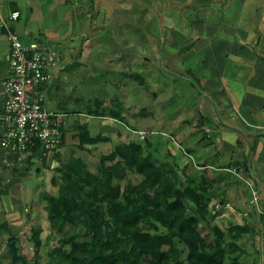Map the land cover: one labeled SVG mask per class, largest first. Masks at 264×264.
<instances>
[{"label": "crops", "instance_id": "0c3cea01", "mask_svg": "<svg viewBox=\"0 0 264 264\" xmlns=\"http://www.w3.org/2000/svg\"><path fill=\"white\" fill-rule=\"evenodd\" d=\"M15 12L19 16L13 20ZM9 30L24 45L41 43L57 57L43 86L46 107L53 91L75 89L79 97L62 105L57 113L71 118L72 128L86 124L92 136L108 139L87 147L90 151H84V156L88 162L110 152L93 154L105 143L111 150L118 142L143 143L156 132L147 134L128 124L131 118L144 116L152 121L161 114L156 106L153 111L131 112L127 90L130 76L137 74L135 68L160 67L164 74L200 86L196 89L205 95L210 116L200 114V123L194 113L196 102L180 103L175 107L179 115L170 127L176 137L181 129L186 130L183 137L205 132L203 140L217 149L211 153L196 141L182 149L174 136L180 150H168L179 171L189 167L183 157L190 151L201 152L200 162L191 167L203 171L206 187L216 197L219 206L214 225L223 231L247 227L236 240L243 251L240 264H264V0H0V114L4 81L10 73ZM228 59L233 61L232 70L250 71L246 86H225V77L233 79L232 73L226 75ZM108 85L122 105L121 119L92 116L87 114L88 107L81 108V88L90 87L94 89L93 105L100 101L102 107L109 106L113 98L107 92L96 95L100 92L97 87ZM63 133L64 142L57 151L44 157L29 153L19 163L15 154L0 144V251L7 252L6 244L13 236L27 264L28 255H33L29 242L32 229L41 228L42 244L50 234L41 197L57 192L55 157L68 147L64 129ZM188 174H194L191 168Z\"/></svg>", "mask_w": 264, "mask_h": 264}, {"label": "trees", "instance_id": "16d2710c", "mask_svg": "<svg viewBox=\"0 0 264 264\" xmlns=\"http://www.w3.org/2000/svg\"><path fill=\"white\" fill-rule=\"evenodd\" d=\"M97 102L94 109L88 107L87 114L122 118L124 111L116 98L107 107ZM75 130L76 149L81 152L108 141L92 136L86 124ZM63 142L61 129L58 148ZM154 154L148 139L118 142L99 157L97 170L91 171L80 156L56 153L57 192L41 197L50 234L42 244L41 228L32 229V261L38 264L46 245L49 264H240L243 251L236 240L247 227L223 231L211 225L213 240L206 245L199 222L211 224L219 205L206 187L205 174L194 167V174H188L186 166L179 171ZM130 176L138 182L131 183ZM52 183L56 184L55 179ZM55 239L58 245L51 246ZM14 240L9 237L10 242Z\"/></svg>", "mask_w": 264, "mask_h": 264}, {"label": "rangeland", "instance_id": "374dc122", "mask_svg": "<svg viewBox=\"0 0 264 264\" xmlns=\"http://www.w3.org/2000/svg\"><path fill=\"white\" fill-rule=\"evenodd\" d=\"M227 65V71L226 75H231L233 74V79L228 80L227 77H225L226 82L224 83L225 86H229L227 84L233 83V85H240L242 84L243 86H246L248 80L250 79V71H244L240 70L238 68H235L236 70H232V65L233 61L231 59H228L226 61ZM137 73V78L135 79H130L129 85H128V90H127V95L129 98L128 105L131 108V112H137L139 110L145 109L146 111H153L155 109V106L157 108V112L161 113L158 114L157 117H155L154 120L147 119L145 120L144 116H140L136 118H131V121L129 119L128 124L130 128L134 130H143L147 134H151V131H156L155 134L153 135H148L147 138L150 140L152 147L154 148V151L156 150V154H154L155 157H157V160L161 162L165 161H170L171 163L174 164V156H171L169 150L171 152H174V149H176L179 152V147L182 149H185L190 146H192V142L195 143L199 142L198 144L202 146V148H208L211 153L216 151L217 147L215 148L212 146V143L208 140H203V137H205V132L203 133L202 131L196 132L194 131L191 135H187V137H183L184 131L181 129L179 133V136L176 137L174 135V130L170 127L172 123H174V117L178 116L179 114L176 112L175 107L179 106L180 103H190L193 104L196 102L195 107H198V112L199 115H206L210 116L209 110L206 107L207 106V101L205 99V95L201 92V90L196 87L198 86H193L189 84L187 79H182L180 76H170L168 74H164L160 67H147V68H135L133 71ZM205 78V77H204ZM207 78V77H206ZM96 84V82L90 83L91 87H93ZM232 86V85H231ZM81 88V91L83 92V97L81 100V108H87L90 107L91 109H94L93 105V100H94V89L92 88ZM185 90H181L183 88ZM187 87H195L194 89H189ZM240 87V86H239ZM100 89L99 94L96 95H105L106 93V87L102 89V87H97ZM176 88V90H175ZM178 88V89H177ZM85 90V91H84ZM183 91L182 93L184 94V97L180 95V91ZM194 93V94H193ZM93 94V95H92ZM185 94H188L189 96L186 97ZM79 97L78 92L73 89L72 91L69 90V87H62L61 90L58 92L53 91L52 96H50L47 100V108L53 112H60L61 111V106L68 104V102L71 103L72 98L74 97ZM157 99V100H155ZM199 100H202L200 103V111H199ZM144 110V111H145ZM195 113V112H194ZM163 116L164 118H161ZM79 119H82L81 117ZM199 119V118H198ZM72 119L68 117L63 123V129L65 130V134L67 137V144L68 147H66L63 151L62 154L68 153V155H76L80 156L87 164L88 167L92 171H96L99 165V156H97L96 159L92 160L89 159V162L86 157L84 156V152H81L80 150L76 149V144L77 140L75 137H73L72 133H75L76 130L70 126V123ZM73 123V122H72ZM71 123V125H72ZM72 128L70 131V127ZM164 134V135H163ZM172 134V138H169V135ZM174 136L176 143L179 144L177 147L176 144H174ZM146 138V139H147ZM145 139V140H146ZM196 146V144H195ZM113 146L111 147V149ZM169 149V150H168ZM107 150V151H106ZM109 152L110 151V146L105 143L103 144L100 148L98 147L96 150H94L93 154L99 155L101 152ZM200 151L196 150L195 152L190 151V155L188 157H183V161L187 162L189 164V167L191 168L192 163H199L200 158L198 154ZM67 155V156H68ZM179 155H181L179 153ZM201 155V154H200ZM94 158V157H93ZM182 158L181 156L178 157ZM131 183L135 184L138 182V178L135 176H130L128 178ZM124 182L121 183L123 185ZM211 224L207 223L206 221L200 220L199 222V232L203 236L205 240V244L209 245L211 241L213 240V234L212 231L210 230L211 225H214V219L210 221ZM72 231L68 230V233L70 234ZM46 242V238H45ZM57 239H55L54 242H51V246H57L58 244ZM30 244V243H29ZM45 247L41 249V258L38 261V264H49V249L46 245ZM33 255H28V262L29 264H35L34 261H32ZM259 260H261V257L259 256ZM0 264H11V259L7 257L6 252L0 251Z\"/></svg>", "mask_w": 264, "mask_h": 264}, {"label": "built area", "instance_id": "2783aa9c", "mask_svg": "<svg viewBox=\"0 0 264 264\" xmlns=\"http://www.w3.org/2000/svg\"><path fill=\"white\" fill-rule=\"evenodd\" d=\"M18 16L17 12L11 14L13 20ZM7 40L10 44L7 56L10 73L4 81L0 144L15 154V161L19 163L33 150L42 157L54 152L60 144L61 129L68 117L50 111L44 104L43 86L50 79L56 55L38 42L24 45L10 30Z\"/></svg>", "mask_w": 264, "mask_h": 264}, {"label": "water", "instance_id": "95a60500", "mask_svg": "<svg viewBox=\"0 0 264 264\" xmlns=\"http://www.w3.org/2000/svg\"><path fill=\"white\" fill-rule=\"evenodd\" d=\"M106 92L110 98H113V87L112 85H108L106 87ZM125 110H127L125 108ZM195 116L197 118H200V115L198 113V107H195ZM7 247V255L11 259V264H27V259L24 254L20 251V246L18 244L17 240L11 241L6 244Z\"/></svg>", "mask_w": 264, "mask_h": 264}]
</instances>
